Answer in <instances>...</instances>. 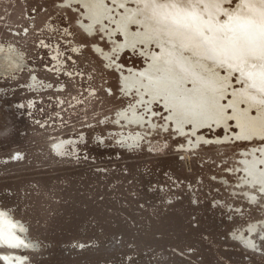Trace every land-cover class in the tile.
<instances>
[{"label": "rangeland", "instance_id": "obj_1", "mask_svg": "<svg viewBox=\"0 0 264 264\" xmlns=\"http://www.w3.org/2000/svg\"><path fill=\"white\" fill-rule=\"evenodd\" d=\"M234 1L0 0L25 64L0 77V208L25 264H149L184 238L264 264V0Z\"/></svg>", "mask_w": 264, "mask_h": 264}, {"label": "bare ground", "instance_id": "obj_2", "mask_svg": "<svg viewBox=\"0 0 264 264\" xmlns=\"http://www.w3.org/2000/svg\"><path fill=\"white\" fill-rule=\"evenodd\" d=\"M106 1L109 2L110 0H106ZM165 1H169V0H160V2H163V3ZM238 1H241V2L245 1V3H247V0H235L233 3L236 4ZM85 19H90V18L85 17ZM163 22L165 23V21H163ZM99 24L105 25L106 22L101 21V23H100V21L92 20L90 25H85V22H82V23H80V26L82 27V29L86 33H88V35L93 37L94 33L97 32V28L99 27ZM254 40L255 41H252V40L250 41L251 45H254L255 43H257V44L259 43L258 39H254ZM262 42H264V41H262ZM79 48H81V47H75L74 51L76 53L79 52ZM152 49H153V46L150 48V50H152ZM98 50H101V48H98ZM13 51H15V50H13ZM1 53L2 52L0 50V77H3V79L11 77L12 74H15L16 72H20L23 69V66L25 64H24L22 58L19 56L21 54L16 53V52L15 53H12V52L5 53L4 52L2 54ZM59 54H60V52H59ZM128 81H129V79L125 80V83L127 85V86L125 85V87H126L127 91L128 90L131 91L132 88L128 87L129 86ZM148 110H149V108L146 111H148ZM129 111H131V117H129L126 114V112L123 114V117L126 119V121L128 123L131 122V123H133V125L135 124L136 126H139V127L144 126V125L146 127L149 124L152 126L154 125V122L151 120L152 116L149 117V115H148L146 118H144L143 116H140L138 114L137 109H135V108L132 110H129ZM148 113H151V112H148ZM143 129H145V128H143ZM134 136H136V135H134ZM129 137H130V135H129ZM132 140L138 141L139 137H132ZM196 140H198V141H196L197 142L196 144H204L205 143V142L203 143V141H199V140H201V138H197ZM73 142H74V140H73ZM66 143H67L66 141L59 143L58 146L55 147V150H57L59 153H61L60 151H62L64 149V146L66 145ZM190 143H193V142H190ZM32 247H33V244L30 243L26 238V228L24 227V225L20 222H17L16 220H14L10 214H8L6 211H4V209L0 208V249L3 251L4 250L7 251V253H5L2 256L1 262L3 264H25V258H24L25 256L22 255L21 253L28 251V250L29 251L32 250Z\"/></svg>", "mask_w": 264, "mask_h": 264}, {"label": "built area", "instance_id": "obj_3", "mask_svg": "<svg viewBox=\"0 0 264 264\" xmlns=\"http://www.w3.org/2000/svg\"><path fill=\"white\" fill-rule=\"evenodd\" d=\"M173 200L177 199L172 198L170 201ZM118 240L119 241L117 243L120 245L121 239L119 238ZM162 250H165L168 253V257L156 261L147 262L149 264H203V257L197 255L200 252L199 246L197 244L191 246V241L185 238L183 239V243H180L179 246H173L172 244H170L169 247L165 249L163 248ZM181 250L186 253L183 254ZM177 255L181 256L187 261L179 258ZM124 262L127 264V260H125Z\"/></svg>", "mask_w": 264, "mask_h": 264}, {"label": "snow or ice", "instance_id": "obj_4", "mask_svg": "<svg viewBox=\"0 0 264 264\" xmlns=\"http://www.w3.org/2000/svg\"><path fill=\"white\" fill-rule=\"evenodd\" d=\"M262 90H264V89H262Z\"/></svg>", "mask_w": 264, "mask_h": 264}]
</instances>
